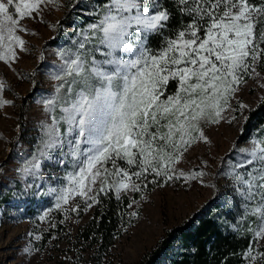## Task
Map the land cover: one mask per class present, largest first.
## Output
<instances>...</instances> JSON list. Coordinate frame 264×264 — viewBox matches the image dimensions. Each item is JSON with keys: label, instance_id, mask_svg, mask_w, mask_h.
<instances>
[{"label": "snow or ice", "instance_id": "obj_1", "mask_svg": "<svg viewBox=\"0 0 264 264\" xmlns=\"http://www.w3.org/2000/svg\"><path fill=\"white\" fill-rule=\"evenodd\" d=\"M55 3L0 0V62L18 63L29 51L24 37L35 35L26 21L43 22L44 10ZM95 7L96 22L76 51L57 53L61 63L51 79L58 83L38 101L50 122H41L37 153L19 170L36 176L41 158L59 149L58 163L71 170L51 193L55 209L66 214L101 204L105 196L119 202L122 193L149 184H203L206 172L178 165L193 146L211 143L207 130L225 111L247 107L231 102L247 78L260 75L256 66L264 60V0H98ZM152 36L160 37L159 47L149 45ZM7 90L0 79V109L12 106ZM249 142L252 147L239 149L220 175L232 181L241 218L256 221L247 229L244 264H264V136Z\"/></svg>", "mask_w": 264, "mask_h": 264}, {"label": "rangeland", "instance_id": "obj_2", "mask_svg": "<svg viewBox=\"0 0 264 264\" xmlns=\"http://www.w3.org/2000/svg\"><path fill=\"white\" fill-rule=\"evenodd\" d=\"M66 1L57 0L46 8L43 22L26 21L29 31L35 35L24 37L29 51L22 54L18 63L9 68L0 62V79L8 85L4 96L13 102L12 106L0 109V194L12 195L11 203L0 208V264H84L82 255L72 249L70 243L78 229L90 220L95 205L85 210L81 204L79 213L66 214L55 209L51 190L59 189L66 170H71L68 163H58L63 159L60 150L49 151L50 159L41 158L40 172L36 176L19 171L25 161L37 153L42 135L40 124L48 121L38 101L52 94L58 83L51 79L53 69L61 63L57 53L61 50L75 52L83 34L95 23L91 22L80 34L61 39L58 45H47L57 38ZM257 72L260 75L253 74L231 102L233 108H238L239 103L247 107L242 111H225L220 123L207 130L211 143L193 146L178 165L185 172L194 169L206 172L203 184L183 180L169 182L149 193L143 188L138 199L134 198L136 192L121 194L135 200L130 210L137 213L132 216V226L114 248L123 264L138 262L167 229L181 225L196 214L214 195L216 187L221 188L226 197L241 201L233 191L232 181L220 173L225 169V162L239 149L252 147L251 138L245 141L243 135L249 112L264 98V71L257 68ZM30 205L34 210L32 214L26 212ZM46 211L49 214L42 220ZM26 249L31 250L30 253Z\"/></svg>", "mask_w": 264, "mask_h": 264}, {"label": "trees", "instance_id": "obj_3", "mask_svg": "<svg viewBox=\"0 0 264 264\" xmlns=\"http://www.w3.org/2000/svg\"><path fill=\"white\" fill-rule=\"evenodd\" d=\"M97 3L98 0H67L58 23L57 38L47 45H58L61 39L80 34L87 25L96 22L93 13ZM172 23H177L175 18ZM160 43V37L149 38V45L153 48L159 47ZM257 68L264 71V60L257 64ZM244 125L245 141L252 134L264 136V98L249 112ZM157 186L149 184L144 188L145 192L149 193ZM11 196L10 193L0 194V208L11 203ZM139 197L140 192H136L134 198ZM130 201L132 199L125 196L118 202L111 195L95 205L90 220L78 229L70 243L72 249L82 255L84 264H123L114 248L133 224L128 207ZM240 205L241 201L226 197L222 189L216 187L214 195L196 214L190 215L181 225L167 229L134 264H244L241 254L251 236L247 229L256 227V221L251 216L242 219L244 209ZM31 206L26 209L28 214L34 211Z\"/></svg>", "mask_w": 264, "mask_h": 264}]
</instances>
